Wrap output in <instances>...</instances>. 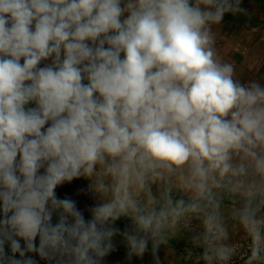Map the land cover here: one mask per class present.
Wrapping results in <instances>:
<instances>
[{
    "label": "clouds",
    "instance_id": "1",
    "mask_svg": "<svg viewBox=\"0 0 264 264\" xmlns=\"http://www.w3.org/2000/svg\"><path fill=\"white\" fill-rule=\"evenodd\" d=\"M241 2L0 0V264H102L117 235L129 259L151 245L158 264L165 226L198 210L135 198L160 170L187 166L201 193L251 170L264 191V84L241 81L213 31ZM94 176L86 218L57 189ZM255 212L240 217L249 264L264 260ZM204 227L203 258L227 261L215 212Z\"/></svg>",
    "mask_w": 264,
    "mask_h": 264
},
{
    "label": "rangeland",
    "instance_id": "2",
    "mask_svg": "<svg viewBox=\"0 0 264 264\" xmlns=\"http://www.w3.org/2000/svg\"><path fill=\"white\" fill-rule=\"evenodd\" d=\"M241 7L246 10L245 13L233 15L234 19L231 20L224 17L221 24L213 27L215 46L224 60L235 63L237 75L242 82L258 80L264 84V5L242 0ZM243 18L246 20L243 21ZM239 161V157L233 158L234 164ZM97 171H100V166L97 167ZM160 171L161 175L147 178L143 189L133 192L135 198L144 205L149 203L151 197L154 201L152 206L157 209L164 204L165 198H170L173 204L180 200L185 203L192 201L198 205V210L186 212L165 226L162 233L164 242L156 253L158 264H209V261L203 258L205 248H202L203 243L206 245L204 217L208 212H215L223 227V234L215 244L225 245L232 252L227 261L214 259L211 264H232L233 260L243 254V264H249L251 238L240 217L246 207H251L256 210L257 219H264V191L258 190L261 184L260 177L254 176L251 170L246 175L238 177L221 178L217 174L215 182L209 183L208 191L201 193L188 186L187 166L171 172ZM95 180V176L79 178L59 187L57 195L69 196L76 200L86 218H90L88 209L100 202L98 194L88 191ZM110 182V178H105V183ZM104 198L110 199L111 194ZM192 240L197 241L194 248ZM119 242L121 247L117 245ZM114 244L115 251L111 252L102 264H157L151 252V245L143 258L129 259L123 239L114 241ZM188 246L190 251L187 250ZM197 250L199 255L195 254ZM189 253L190 257H187ZM193 255H196L197 259L194 260ZM38 264L44 262L38 260ZM253 264H264V260L254 261Z\"/></svg>",
    "mask_w": 264,
    "mask_h": 264
},
{
    "label": "trees",
    "instance_id": "3",
    "mask_svg": "<svg viewBox=\"0 0 264 264\" xmlns=\"http://www.w3.org/2000/svg\"><path fill=\"white\" fill-rule=\"evenodd\" d=\"M243 1H250V2H257L259 4H263L264 5V0H243ZM243 14V13H242ZM225 17L229 20H231L233 18V14L229 13V14H226ZM234 19V18H233ZM243 21L246 20V18L242 19ZM180 198V197H178ZM180 200V199H179ZM164 203V202H163ZM130 221L127 220V219H124L122 218L121 220L117 221V225L118 227L121 229V231H123L126 227H129L130 226ZM122 240V236L121 235H117L115 238H114V241H120Z\"/></svg>",
    "mask_w": 264,
    "mask_h": 264
},
{
    "label": "crops",
    "instance_id": "4",
    "mask_svg": "<svg viewBox=\"0 0 264 264\" xmlns=\"http://www.w3.org/2000/svg\"><path fill=\"white\" fill-rule=\"evenodd\" d=\"M192 236H193V235H192ZM120 243H121V242H119V243L117 244L118 247H121V246H120ZM196 244H197V241H195V240L193 241V240H192V248H194V245H196ZM206 247H207V246L203 243L202 248H206ZM187 250L190 251L189 246L187 247ZM190 254H191V253H189V255H188L187 257H190ZM195 254L199 255L200 253H199L198 250H197ZM192 257H193L194 260L197 259L196 255H195V256L193 255Z\"/></svg>",
    "mask_w": 264,
    "mask_h": 264
},
{
    "label": "built area",
    "instance_id": "5",
    "mask_svg": "<svg viewBox=\"0 0 264 264\" xmlns=\"http://www.w3.org/2000/svg\"><path fill=\"white\" fill-rule=\"evenodd\" d=\"M185 204H187V205H191V204H195L194 202H186ZM194 211H196V210H194ZM243 258H244V254L242 255V256H240L238 259H236V260H233V263L232 264H243Z\"/></svg>",
    "mask_w": 264,
    "mask_h": 264
}]
</instances>
